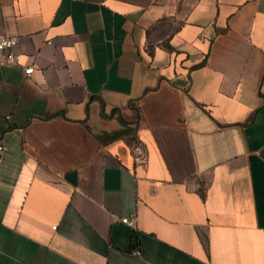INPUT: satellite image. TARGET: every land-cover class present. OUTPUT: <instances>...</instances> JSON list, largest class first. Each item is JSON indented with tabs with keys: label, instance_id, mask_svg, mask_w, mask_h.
I'll use <instances>...</instances> for the list:
<instances>
[{
	"label": "crops",
	"instance_id": "1",
	"mask_svg": "<svg viewBox=\"0 0 264 264\" xmlns=\"http://www.w3.org/2000/svg\"><path fill=\"white\" fill-rule=\"evenodd\" d=\"M0 34V264H264V0H0Z\"/></svg>",
	"mask_w": 264,
	"mask_h": 264
},
{
	"label": "built area",
	"instance_id": "2",
	"mask_svg": "<svg viewBox=\"0 0 264 264\" xmlns=\"http://www.w3.org/2000/svg\"><path fill=\"white\" fill-rule=\"evenodd\" d=\"M17 44L16 38L7 34H0V66H8V65H17L19 64L20 55L15 51V46ZM38 68L37 64H30L23 66V72L26 77H29L35 69ZM132 154L135 159L144 160L146 153L144 147L140 144H134L131 147ZM3 150L2 145H0V152ZM122 221L126 224L133 225L134 220L123 218ZM55 228V227H53ZM133 255L138 256L140 252L135 250L132 252Z\"/></svg>",
	"mask_w": 264,
	"mask_h": 264
}]
</instances>
